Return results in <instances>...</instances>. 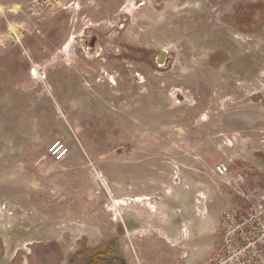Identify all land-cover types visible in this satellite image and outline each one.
Here are the masks:
<instances>
[{
	"label": "rangeland",
	"instance_id": "rangeland-1",
	"mask_svg": "<svg viewBox=\"0 0 264 264\" xmlns=\"http://www.w3.org/2000/svg\"><path fill=\"white\" fill-rule=\"evenodd\" d=\"M86 32L123 52L98 78L69 57L72 35ZM263 152L264 0H0V264H69L116 223H143L130 191L142 173L133 194L156 200L145 174L163 176L154 156L173 161L174 177L186 167L212 179L218 162L257 154L264 165ZM253 170L241 173L259 194ZM203 197L195 214L211 208ZM214 205L197 217V261L219 240L212 215L226 202ZM188 212L173 219L189 228ZM117 242L134 256L126 231Z\"/></svg>",
	"mask_w": 264,
	"mask_h": 264
},
{
	"label": "crops",
	"instance_id": "crops-1",
	"mask_svg": "<svg viewBox=\"0 0 264 264\" xmlns=\"http://www.w3.org/2000/svg\"><path fill=\"white\" fill-rule=\"evenodd\" d=\"M243 139L244 142L247 143L248 139H246V137ZM229 146H235L234 142H231ZM255 157L260 156L257 154L248 155L238 160L233 159L231 162V167L235 171L252 172L251 170L254 169V177L250 182L251 186H254V184L258 182H264V165H258L252 161ZM180 159L183 162L190 163V161H187L188 158ZM150 163L152 169L155 171L159 170L163 174L162 177H157L151 172H144L145 174H149V189L156 195V200L147 202L145 198L149 197V195L133 194V191L141 189L140 186L143 185L140 179L142 173L139 175L136 182L132 184V189L130 191L133 200L141 201L142 199L141 203H145L148 216L145 217L144 215L145 208L138 205L139 209L135 216L137 220H143V223H116L114 231L111 234L116 235L119 232V225L123 228V231L121 230L122 234L126 231L135 253L133 257H130V264H205L215 255L222 245V223L225 210L231 206L243 207V200L232 188L230 189L227 187L228 185L226 186L225 183H220L221 180L218 176L211 179L210 177L200 176L199 174L190 172L185 169L186 167H183V171L178 173L179 175H177V177H174L173 169L169 171L171 167L164 166L165 163L171 165L173 161H167L154 156L149 161V164ZM254 163L257 166H253ZM260 192L264 193V188ZM198 194L203 196L207 194V196L211 198V208H213L212 204H215L214 213L218 197H222L226 202V207L220 210L218 218L217 214H215V216L214 214L212 215L214 221L217 220V222L214 223L212 233H219V240L217 242L215 241L211 246L206 258L200 261H197L200 252L198 241L202 239L205 232L204 221H199L197 217L200 216L204 218L203 215H206L207 210V214L210 216L212 210L210 207H205L204 210L198 209L200 215L198 212H196V214L194 213V199L196 200ZM124 196L117 198L119 201L116 206H118L120 201L119 204L122 203V206L130 203L129 200L131 197H126L129 196V193L127 195L124 194ZM192 198L193 202H191ZM180 207H183L185 211L189 209L188 215H186L187 220L190 222L187 223L189 228L187 226L181 227V223H176L173 219L177 211L180 210ZM153 209H157L158 213H150V210ZM213 219L211 223H213ZM96 245L97 244H93L92 246L95 247Z\"/></svg>",
	"mask_w": 264,
	"mask_h": 264
},
{
	"label": "built area",
	"instance_id": "built-area-1",
	"mask_svg": "<svg viewBox=\"0 0 264 264\" xmlns=\"http://www.w3.org/2000/svg\"><path fill=\"white\" fill-rule=\"evenodd\" d=\"M215 174L224 178L244 202L223 214L220 249L205 264H264V193L248 188V174L234 171L227 162H218ZM198 194L196 201L203 202Z\"/></svg>",
	"mask_w": 264,
	"mask_h": 264
},
{
	"label": "flooded vegetation",
	"instance_id": "flooded-vegetation-1",
	"mask_svg": "<svg viewBox=\"0 0 264 264\" xmlns=\"http://www.w3.org/2000/svg\"><path fill=\"white\" fill-rule=\"evenodd\" d=\"M46 39H48V41L52 44L53 41L58 42V34L53 33L51 37L46 36ZM102 41H104V38L101 37L100 33L96 32H86L84 34L72 35L70 39L69 57L73 59V66H75L76 68L79 67L80 69H82V71H85L86 74L94 73V78H98V76L102 72H105L102 68V65H104L109 60H113V62H118L119 60H121L123 52L119 50V53H116L114 57L112 56V54L114 53L108 55L107 47L105 43L102 44ZM47 46H49V43H47ZM124 52L128 53V50L125 49ZM169 58L170 57L168 53L164 58H161L159 54L157 55L156 59H154V61L157 64V67L165 68L169 64ZM51 67L53 68V64ZM118 69L119 71H122L120 66H115L116 72L118 71ZM235 78H237L236 81L238 82V77L236 76L232 77V80ZM114 79L115 83L113 85L117 87V78L115 77ZM232 80L230 79V84ZM243 86L245 87V85Z\"/></svg>",
	"mask_w": 264,
	"mask_h": 264
},
{
	"label": "trees",
	"instance_id": "trees-1",
	"mask_svg": "<svg viewBox=\"0 0 264 264\" xmlns=\"http://www.w3.org/2000/svg\"><path fill=\"white\" fill-rule=\"evenodd\" d=\"M229 66V64H227ZM119 232L104 241L99 247L87 248L89 250L77 251L69 264H130V257L126 256L123 247L117 239L122 235L123 228L119 225ZM122 230V231H121Z\"/></svg>",
	"mask_w": 264,
	"mask_h": 264
},
{
	"label": "water",
	"instance_id": "water-1",
	"mask_svg": "<svg viewBox=\"0 0 264 264\" xmlns=\"http://www.w3.org/2000/svg\"><path fill=\"white\" fill-rule=\"evenodd\" d=\"M167 54V51L163 50L161 53H160V56L161 58H164Z\"/></svg>",
	"mask_w": 264,
	"mask_h": 264
},
{
	"label": "bare ground",
	"instance_id": "bare-ground-1",
	"mask_svg": "<svg viewBox=\"0 0 264 264\" xmlns=\"http://www.w3.org/2000/svg\"><path fill=\"white\" fill-rule=\"evenodd\" d=\"M26 25V24H25ZM31 30V29H30ZM143 118V117H142ZM142 121V120H141Z\"/></svg>",
	"mask_w": 264,
	"mask_h": 264
}]
</instances>
